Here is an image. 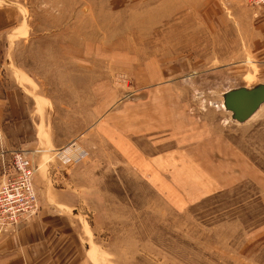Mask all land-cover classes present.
<instances>
[{
  "label": "rangeland",
  "instance_id": "rangeland-1",
  "mask_svg": "<svg viewBox=\"0 0 264 264\" xmlns=\"http://www.w3.org/2000/svg\"><path fill=\"white\" fill-rule=\"evenodd\" d=\"M261 8L0 0V126L9 133L19 118L29 134L28 105L35 163L48 165L38 213L57 223L66 253L264 264V103L244 122L224 106L235 90L264 87ZM8 149L6 170L23 153L34 185L29 147Z\"/></svg>",
  "mask_w": 264,
  "mask_h": 264
},
{
  "label": "crops",
  "instance_id": "crops-1",
  "mask_svg": "<svg viewBox=\"0 0 264 264\" xmlns=\"http://www.w3.org/2000/svg\"><path fill=\"white\" fill-rule=\"evenodd\" d=\"M238 6L239 5L234 1L231 6V11L238 8ZM258 13L259 16L256 20L258 31L253 37L255 40L261 42L259 48L261 49V59H264V57H262L264 56V8H261ZM27 113L29 134L21 128V125L15 123L19 122V118L13 121L16 126L12 125L11 127L13 129L9 133L3 132V128L0 126V176L3 172V163L8 161L5 159L7 151L10 150L8 148L14 145H16V147H29L27 150L30 151L27 152V155L31 157L34 164H36L35 162L39 159L37 155V148L39 147V142L37 141L38 135L36 134L37 131L32 127V119L30 117L28 105ZM3 148L8 150L4 152ZM73 154L76 158L81 155L79 151ZM8 158L7 156V159ZM61 165L60 162L55 164V166L62 168ZM35 166L37 172L34 178V185L36 190H39L41 178L46 174V167H48V165H45V163H37ZM43 197L48 198L47 195H43ZM50 218V215L45 213L44 210H41L38 218L32 219L29 223H23L17 227L15 231L1 233L0 264H93L89 256L84 252L75 254L66 253L67 250H64L62 240L57 242V240L53 238V236L58 233V227L56 226L57 223ZM59 225L60 230H63V227H61L62 223ZM67 245L68 244H66L65 247H67Z\"/></svg>",
  "mask_w": 264,
  "mask_h": 264
},
{
  "label": "built area",
  "instance_id": "built-area-1",
  "mask_svg": "<svg viewBox=\"0 0 264 264\" xmlns=\"http://www.w3.org/2000/svg\"><path fill=\"white\" fill-rule=\"evenodd\" d=\"M253 6H264V0H249ZM11 165L6 170L3 163L0 176V234L15 231L39 214V199L33 185L31 160L23 153L11 154Z\"/></svg>",
  "mask_w": 264,
  "mask_h": 264
},
{
  "label": "water",
  "instance_id": "water-1",
  "mask_svg": "<svg viewBox=\"0 0 264 264\" xmlns=\"http://www.w3.org/2000/svg\"><path fill=\"white\" fill-rule=\"evenodd\" d=\"M264 103V87L256 90L238 89L230 93L224 106L228 108L235 120L247 121Z\"/></svg>",
  "mask_w": 264,
  "mask_h": 264
}]
</instances>
